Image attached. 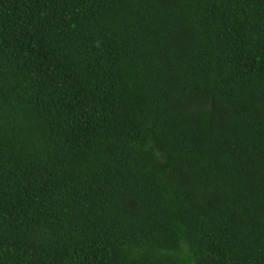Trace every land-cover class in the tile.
Wrapping results in <instances>:
<instances>
[{
  "label": "trees",
  "instance_id": "trees-1",
  "mask_svg": "<svg viewBox=\"0 0 264 264\" xmlns=\"http://www.w3.org/2000/svg\"><path fill=\"white\" fill-rule=\"evenodd\" d=\"M0 264H264V0H0Z\"/></svg>",
  "mask_w": 264,
  "mask_h": 264
}]
</instances>
